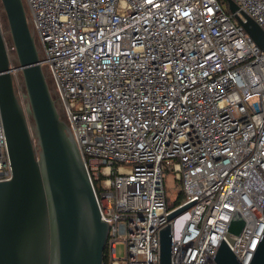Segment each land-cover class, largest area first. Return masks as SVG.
<instances>
[{
	"label": "built area",
	"instance_id": "built-area-1",
	"mask_svg": "<svg viewBox=\"0 0 264 264\" xmlns=\"http://www.w3.org/2000/svg\"><path fill=\"white\" fill-rule=\"evenodd\" d=\"M22 1L108 223L103 264H160L167 223L170 264H217L235 209L231 251L248 264L264 228V48L235 13L264 31V0H233L235 13L226 0ZM168 172L184 193L174 207ZM11 176L0 111V181Z\"/></svg>",
	"mask_w": 264,
	"mask_h": 264
},
{
	"label": "water",
	"instance_id": "water-1",
	"mask_svg": "<svg viewBox=\"0 0 264 264\" xmlns=\"http://www.w3.org/2000/svg\"><path fill=\"white\" fill-rule=\"evenodd\" d=\"M226 2L235 13L237 4ZM235 18L264 48L262 28L243 10ZM14 70L21 72L26 113L16 95ZM56 101L23 1L0 0V111L12 169L11 178L0 181V264H103L108 223L100 217L83 158ZM244 223L235 209L214 256L217 264H241L231 249ZM169 232V223L159 229L160 264L171 261ZM248 264H264V228Z\"/></svg>",
	"mask_w": 264,
	"mask_h": 264
},
{
	"label": "rangeland",
	"instance_id": "rangeland-1",
	"mask_svg": "<svg viewBox=\"0 0 264 264\" xmlns=\"http://www.w3.org/2000/svg\"><path fill=\"white\" fill-rule=\"evenodd\" d=\"M223 6H224V8L226 10L228 9V6H227L226 2H223ZM4 30L5 29L3 27V31ZM5 40H6L7 45L9 46V41H8L7 34L5 35ZM9 56H10V59H11V64L14 66L15 65V55H14V51L12 49L9 50ZM45 72H46V69H45ZM47 79H48V81L50 83L51 89L53 90L52 83H51V80H50V77L48 76V74H47ZM13 80H14V87H15L16 95L18 97V100H19L24 112L26 113L27 100H26V98L24 96L25 95V91H24V88H23L22 77H21V72L20 71H18V70H14L13 71ZM53 96L55 98H57V95H56L54 90H53ZM56 103H57V108H58V111L60 113V116L64 120V114L62 112V109H61V106H60L58 98H57ZM27 119H28L29 127L31 129L32 137L34 139L33 142H34V145L36 146L37 142H36L35 137L33 135V131H32V128H31V122H30L28 117H27ZM35 150L38 151L37 148H35ZM164 180H165V185H166L167 195L169 197V200H170L171 203H174L176 198H177V196H178L179 190H180L179 181L174 177L173 173H170V172L165 174ZM124 255H125V244H124L123 240L118 239L115 242V256L117 258H123Z\"/></svg>",
	"mask_w": 264,
	"mask_h": 264
},
{
	"label": "trees",
	"instance_id": "trees-1",
	"mask_svg": "<svg viewBox=\"0 0 264 264\" xmlns=\"http://www.w3.org/2000/svg\"><path fill=\"white\" fill-rule=\"evenodd\" d=\"M1 23H2V28L4 27V29H5L3 32L6 35L7 33H6V28H5V22H4L3 19H1ZM179 186H180V190H179L178 196H177V198H176L174 203L170 202L168 195L166 197V201H167V204H168L169 207H174V206L178 205L184 199V193L182 192L180 181H179ZM95 188H97V189L99 188V184L98 183L97 184L95 183ZM104 259H105V257L103 255V263H104Z\"/></svg>",
	"mask_w": 264,
	"mask_h": 264
}]
</instances>
